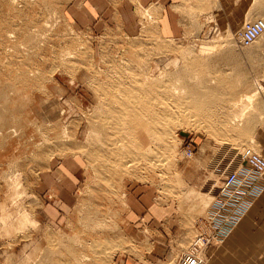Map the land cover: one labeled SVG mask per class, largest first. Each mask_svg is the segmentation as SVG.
I'll return each instance as SVG.
<instances>
[{"label":"rangeland","instance_id":"rangeland-1","mask_svg":"<svg viewBox=\"0 0 264 264\" xmlns=\"http://www.w3.org/2000/svg\"><path fill=\"white\" fill-rule=\"evenodd\" d=\"M89 1L0 0V264H178L242 151L263 155L264 90L243 97L264 35H237L264 0H183L171 38L141 0L81 25Z\"/></svg>","mask_w":264,"mask_h":264},{"label":"crops","instance_id":"crops-1","mask_svg":"<svg viewBox=\"0 0 264 264\" xmlns=\"http://www.w3.org/2000/svg\"><path fill=\"white\" fill-rule=\"evenodd\" d=\"M182 1L141 0L144 6L154 5L156 8L160 6L164 9L161 16L160 31L165 37L170 38L180 37L184 34L183 16L179 15L175 9L180 5L182 6ZM89 7L93 8L94 12L90 11L85 17L83 14L81 15L82 11L78 5L72 6L69 9V14L84 26L86 24L117 22L119 14L121 18L131 22L132 17L128 12L122 8H115L112 3H107L106 0L89 1L83 8L89 11ZM233 9L235 13L237 11L240 14L241 0L234 1ZM257 138L261 143V152L264 155V129L260 130ZM247 172L250 171L247 170ZM240 183L234 191L235 204L233 205L238 214V223L224 241L207 249L206 264H264V176L245 178L242 174L240 175ZM159 214L161 213L159 212Z\"/></svg>","mask_w":264,"mask_h":264},{"label":"built area","instance_id":"built-area-1","mask_svg":"<svg viewBox=\"0 0 264 264\" xmlns=\"http://www.w3.org/2000/svg\"><path fill=\"white\" fill-rule=\"evenodd\" d=\"M264 34V19H256L246 23L238 32L237 44L248 47ZM187 158H192L194 151L187 148L184 151ZM241 164L238 169L230 171L218 187V194L215 197L221 203L220 209H213L210 214L212 231L207 232L206 227L193 241L188 252H185L179 259L178 264H206V251L209 247L215 246L227 238L236 225L238 214L234 210L235 190L240 183V175L245 178L264 176V156L245 148L240 154ZM247 170L250 172L248 173ZM218 203V204H219ZM218 206V205H217Z\"/></svg>","mask_w":264,"mask_h":264},{"label":"bare ground","instance_id":"bare-ground-1","mask_svg":"<svg viewBox=\"0 0 264 264\" xmlns=\"http://www.w3.org/2000/svg\"><path fill=\"white\" fill-rule=\"evenodd\" d=\"M264 35V34H263ZM262 37V36H261ZM259 39V38H258ZM257 39V40H258ZM151 87V86H150ZM151 89V88H150ZM263 90H264V88L259 84V83H257L256 84V89L254 90V92L252 93V94H249V95H244V97L243 98H245L246 100H248L249 102H253V100L255 99V100H257L256 98H257V96H259V94L261 95V93L263 92ZM154 92V91H153ZM139 96V95H138ZM204 97V96H203ZM208 97V96H207ZM259 99V98H258ZM143 100H144V98H143ZM211 100V99H210ZM252 104V103H251ZM129 105V104H128ZM203 105V104H202ZM153 106V105H152ZM236 106V105H235ZM158 109H159V107H158ZM180 109V108H179ZM178 110V109H177ZM256 110H257V108H256ZM168 112V111H167ZM257 112H258V110H257ZM176 114H177V112H176ZM144 118V117H143ZM242 118V117H241ZM239 119V118H238ZM242 120V119H241ZM253 120V119H252ZM148 123V122H147ZM246 123V122H245ZM178 126V125H177ZM150 127V126H149ZM149 127H148V129H149ZM246 127H247V131L249 132L253 127H254V123L252 122V121H250V122H248L247 123V125H246ZM148 131V130H147ZM149 132H150V130H149ZM151 134V133H150ZM150 138H151V136H150ZM237 158V157H236ZM238 163V162H237ZM241 163V162H240ZM212 165V164H211ZM238 165V164H237ZM214 168V167H213ZM214 170V169H213ZM220 177V176H219ZM215 178V177H214ZM217 180V179H216ZM242 183V182H241ZM240 183V184H241ZM256 183V182H255ZM214 186V185H213ZM242 190V189H241ZM209 191H211V190H209ZM244 196V195H243ZM242 196V197H243ZM215 201V200H214ZM240 201H242V200H240ZM235 208V207H234ZM203 219V218H202ZM208 219H209V217H208ZM199 222V221H198ZM201 222H202V220H201ZM207 222V221H206ZM199 225V224H198ZM202 225V224H201ZM206 225V224H205ZM205 227V226H204ZM207 227V226H206ZM202 229V228H201ZM202 231V230H201ZM79 261V260H78Z\"/></svg>","mask_w":264,"mask_h":264}]
</instances>
